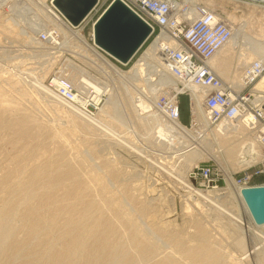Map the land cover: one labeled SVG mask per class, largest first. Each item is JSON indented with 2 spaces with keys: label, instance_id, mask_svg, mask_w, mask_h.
<instances>
[{
  "label": "rangeland",
  "instance_id": "rangeland-1",
  "mask_svg": "<svg viewBox=\"0 0 264 264\" xmlns=\"http://www.w3.org/2000/svg\"><path fill=\"white\" fill-rule=\"evenodd\" d=\"M16 1L19 0H8L0 9V189L2 190H0V195H2L0 196V207L3 197L6 196L3 187L7 186V183L11 185L15 178L17 180L28 178L34 166L46 162L52 170L60 166L65 170V166H70L73 169L72 173L79 176L80 185L86 186L87 189L84 188L83 190H87L92 197H96L99 201H108L111 206L113 203L112 210L109 213L120 215L122 218L120 223L124 224L119 231L125 230L126 234L130 233L127 234L128 236L136 232V237L142 239L139 241H145L144 245L148 246V252H154L156 257L163 259L166 257L165 260L168 261L173 258L174 264H202L199 259H196V263L191 261L194 260L195 254H190L192 257H189L190 255H187L186 250L203 241L207 247L217 250V254L222 259H226L228 264H264L263 241L261 242L257 238L250 240L248 237L247 240L250 242L247 246L252 251L246 253L243 252L244 247L237 245L238 239L245 233L234 222V219L224 215V206L226 208L233 207V203L227 200L228 197H226L227 201L225 198L223 200L224 206L219 207L220 204L204 198L203 193H208L209 190L201 191V195H197L189 188V175L195 165H190L192 167L187 166L184 159L187 158L186 154L190 149L197 148L187 145L191 144L189 140L193 135V130L188 125L190 122V105L187 104V96L183 95L181 97L183 107L181 122L190 128L187 127L191 133L180 130L178 134L184 136L179 141L182 144L175 145L179 150L172 146L171 150L173 151H170L167 148L168 145H163L161 141L157 142L154 139L152 130L147 131L137 124L138 120L134 115L135 110L131 97L141 93L146 98L147 96L154 97L157 94V89L146 92L147 90L144 87L148 88L149 84H143L144 82L140 79L128 78L127 75L118 74L110 68L108 69L111 73L109 72V75L106 76L98 66V62L100 65L101 61L92 55H87L83 50L79 51L80 42L71 37L70 41L63 44L67 36L51 22L44 23V25L53 26L59 30L60 46L57 49L52 45L45 47L42 43H36L37 41L29 43L26 41L28 39L25 36L23 38V35H18L15 31L9 30V34L3 23L5 16L10 15L11 6ZM100 1L97 9L93 11L87 23L80 30L89 42H91L90 31L93 28V22L97 20L110 3V0ZM195 1L223 13L234 25L235 30L243 26L244 33L247 36L264 44L263 2L256 0ZM46 2L50 3V0H46ZM192 2L187 1V3ZM36 22L39 21L36 20ZM35 31L32 33L33 35ZM150 42L151 39L143 45L127 65H115L124 74H128L139 56L147 50ZM225 46L229 48L230 41ZM241 48L239 52L243 54L246 50L245 46ZM39 51L44 53H38ZM157 58L159 59V57ZM239 58L234 53L228 56L226 60L219 61L212 57L210 64L221 65V70L224 69L227 72L225 75L216 73L230 83L227 77L230 75V77H237L246 65L257 59L253 58L248 64L242 65L239 63ZM57 75L67 76L77 86H82L85 82L89 83V81L101 86L109 84V88L112 90L109 93L114 92V102L117 107L115 112L117 115L120 114L119 116L122 117L123 121H126L123 124L113 123V119L108 114L100 113V108L109 97L107 92L101 99L97 110L89 104L87 107L89 112L85 111L87 115L93 118L98 117L104 123L105 128L103 127V130L101 127L96 126L90 128V126L76 122L70 115L66 116L67 113L65 114L64 110L61 109V105L56 103V100L50 97L51 95L49 96L44 87L50 78ZM155 77L156 74L153 75V78ZM259 79L260 77L252 84V89ZM34 81L40 82L42 85L40 84L37 87ZM156 87L158 88V85ZM233 87L237 90L243 88ZM128 90L134 93H130ZM260 90L264 92L263 88ZM260 90L257 89L256 91ZM65 105L69 106V104ZM114 107H111V113ZM139 114L144 116L145 113L143 114L140 111ZM8 120L18 122L16 128H8L3 124L6 121L9 122ZM24 126L30 127L28 132H17ZM106 126L115 131L119 138L117 135L114 138L109 133L111 130L107 129ZM210 136L212 135L210 134ZM213 140L211 137L209 140L205 139L200 142L199 149L203 152V156L199 157L198 162L213 160L217 162L224 173L226 171L237 172L242 169L239 166L245 164L243 163L244 160L235 163L230 162L229 164L227 158L213 157L217 155L215 150L218 148ZM174 149L178 151L175 152ZM59 164L60 166H58ZM182 180L186 184L188 182L189 186L187 187ZM256 181L263 182L264 177L263 179H256ZM227 188L228 186H224L223 190L216 192H219L220 195L225 194L227 190L230 191ZM55 191L59 196L64 192V189L58 187ZM12 216L16 219H10L12 226L10 223L7 224L8 226H6L9 227L7 230L12 231L10 227H14L15 224V242L16 244L20 242L8 256L4 253L2 256L1 251L0 261L2 264H40L34 260V256H38V252L42 250L44 244L39 246L38 243L32 242L30 248L27 249L29 246L26 247L25 242L31 241L32 237L31 234L24 235L22 232L27 228L24 225L26 220H23V216L18 213H14V215L12 213ZM132 218H134L133 221ZM256 225L253 223L254 228ZM200 228L202 230H199ZM258 232L262 234L264 227H259ZM10 234L9 237H11ZM9 237L3 235L4 240L9 239ZM201 237L203 238L200 239ZM137 238L136 240H138ZM17 239L19 240L17 241ZM229 256L233 262L230 261Z\"/></svg>",
  "mask_w": 264,
  "mask_h": 264
},
{
  "label": "bare ground",
  "instance_id": "bare-ground-1",
  "mask_svg": "<svg viewBox=\"0 0 264 264\" xmlns=\"http://www.w3.org/2000/svg\"><path fill=\"white\" fill-rule=\"evenodd\" d=\"M7 1L8 0L0 1V9L2 8V6H4L7 3ZM28 1L19 0L14 2V4L11 6L10 15L5 16L4 19L5 21L3 23L5 30H8V33L9 30L15 31L17 32L18 35L20 34L23 35V38L25 36V38L28 39L26 40L27 42L33 43V41L36 42L35 33L34 35L32 34L35 31V29L39 28L41 26V23L46 24L48 22H51L54 25H56L63 32L65 36H67L66 39L63 41V44L70 41L71 37L72 39H75L78 42H80L81 47L79 48L77 46V49L79 48L80 49L79 51L83 50L87 53V55L88 54L92 55L93 57H96V59L101 61L102 65L101 64L99 65L98 62V66L106 76L109 75L110 69H112L118 74L127 75L128 78L131 77L134 79H140V81L142 80L144 82L143 84L147 83V85L148 84L150 85L148 88L145 86L147 89L144 87V89L147 90L146 92L155 89H157L158 92L161 86L165 85L167 82L175 85L176 81L174 77L170 75L166 70L162 62V59L159 53L157 52V47L155 42L151 43L147 48V50H145L144 53L141 56H139L137 61L132 66L131 71L128 74L126 73L124 74L123 71H121V69L115 65L116 63L110 60L103 51H101L97 46H95L93 42H89L87 37H85L80 31L81 27L71 28L67 26V24L62 20L60 15L54 11L51 3L52 0H50L51 4L46 2V0H28ZM187 1L192 2L193 0L180 1L179 5L180 6L183 5L184 3H187ZM191 13L192 10L189 12V14ZM36 20H38L39 22H36ZM36 43H40V42L37 41ZM243 46H245L246 50L242 54L239 51L240 49H242L241 47ZM38 53H44V52L39 51ZM233 53L237 55L238 58L242 57L239 58L240 60L239 63L242 65L248 64L250 60L253 58H257L256 60L264 62V44H262V42L257 41L256 39L247 36L244 33L243 26H240L237 30H235L230 40V47L226 48V46L224 45L212 57L216 58L219 61L226 60L227 57ZM155 54L157 55V57H159V59L156 57ZM210 65L212 69L217 73L220 74L222 73L225 75V73L227 72L224 69L221 70V65L217 66L216 64L213 63H211ZM154 74H156L157 78L156 77L153 78ZM230 76L227 77V79L230 83H232V84L229 83L231 86L233 85L237 88H242L245 86L242 74H239L237 77H230ZM151 79L152 80L157 79V80L153 81L154 83L150 84L149 82H151ZM34 82L36 84L35 86L37 87H39L41 84L40 82L38 83L37 81ZM156 85H158V88L156 87ZM77 88L82 92H85V90H88V88H93L95 93L99 94L98 99H102L103 94H106V92L108 94L109 91L111 90V88H109V84H105L101 86L97 83H92L90 81L89 83L85 82L84 85L82 86H77ZM262 88L264 89V74L261 75L259 81L256 83V85H254L253 89L260 90ZM191 89L192 92H195L196 95L194 106L200 113L202 112V101H201L202 94L197 93L198 91L195 88H191ZM128 91L130 93H134L131 90ZM155 97L156 96L154 97L147 96L146 98L142 93L131 97L133 99L132 104L135 110L134 115L136 120H138L137 124L142 126L147 131L152 130L151 132H153L154 134V139H156L157 142L161 141L163 145L164 144L168 145L167 148L170 149V151H173L171 150L172 146L181 143L179 141L181 137H184L178 134L179 131L180 130L186 131V133L189 134L191 132L188 131V128L184 126L183 123L169 122L166 119H164L157 111H155L152 108V102L154 101ZM114 100H115L114 92H112L111 94L109 93V97L107 98L103 106L100 108L101 109L100 113L108 114L110 118L113 119L112 121L113 123L119 122L123 124L126 120L123 121L122 117L119 116L120 114L117 115V113L115 112L117 107ZM187 101H188V96H187ZM56 103L61 105L62 107L61 109L64 110L65 114L67 113L66 116L70 115L73 119L76 120V122L78 121L82 124H85L86 126H90V128L95 126L98 128L101 127V129L103 130L104 123L101 122V120L98 117L93 118L87 115L85 111H83V109H81L79 106L77 105L75 106V104H69L68 106L58 101H56ZM82 104L85 105V103ZM187 104L188 106L190 105L189 101L187 102ZM113 106L115 107L113 109V112L111 113V107ZM140 111L143 114L145 113L144 116H141L139 114ZM81 116L84 118H82ZM2 122L3 121L1 120V123ZM3 124L5 126H8V128L13 129L16 128L18 122L11 120L9 122L6 121V123L4 122ZM232 126L233 127L231 132L233 133L231 134V132L228 131L229 133L228 135L227 134L222 135L220 133V131L228 130L229 128V125H226L225 121H222L213 130H209L210 131L209 133L212 135L210 136V138L212 137L214 139L213 141L216 143V146L218 147L217 150H215L217 155L214 156L212 155V156L217 158L218 157L221 158L223 157L225 159L227 158L229 164L230 162L235 163V162L243 161L242 159H239V157H241L240 144L243 141L242 140L243 138H241L242 134L246 133L244 132L245 129L242 127V125L236 126V124H234ZM29 128L28 126H24L22 129H20L17 132L25 133L29 131ZM106 128L111 130V132L109 133L114 138L118 136V134L115 131H113L111 128H109L108 126H106ZM120 140L122 139L120 138ZM174 148H176V146ZM176 149H174L175 152L179 150ZM201 156H203V152L200 151V149L199 150L190 149L186 154L187 158L184 159L185 164L187 166H190L192 164L197 165L198 159L199 157L201 158ZM48 165L49 164L46 162L44 164H38L34 166L28 178H24L23 180L22 179L17 180L15 178L16 180L14 179L13 183L12 184L10 183L11 185H9L6 181H4L5 183H7L6 184L7 186L4 185L6 188L3 187L5 189V191L4 190L3 191L4 193L6 192V196L3 197L2 205L0 207V252L2 251L1 253L2 256L3 253L6 256H8L9 253L13 252L16 249L15 246L18 245V243L20 242V241L17 242V244L15 242L16 241L15 240L16 231L14 233V229H15L14 227H16L15 224L14 227H10L12 231H10L9 229L7 230V228H9L7 227L8 226L7 224L10 223L11 221L10 219L13 217L12 213L13 215L14 213H18L23 216V220L24 219L26 220V223H24V225L27 226V228L22 232L24 233V235L31 234L32 237L30 239L31 241L25 242L26 243L25 246L26 247L29 246L27 247V249L30 248V244L32 242L38 243L39 246L40 244L41 246L44 244L42 250L41 251L38 250L40 251L38 252V256H34L35 257L34 260L40 264H174L175 263L172 261L173 258L171 257H170L171 259H169L170 261H168L165 260L166 258L165 256H164L165 258L163 259L156 257L154 255V252L152 251L151 253H149L150 251L148 252L149 250L148 246L146 247L144 245L145 241L143 240L144 242H140L142 239L136 237L135 234L136 232L135 233L133 232L134 234L128 236L127 234L130 233L126 234L124 232L125 230L119 231L121 230V228H123L124 224L122 225L120 223L122 218L119 214L118 215L120 217L117 216V214L114 215L109 213L112 210L113 203L111 206L110 202L108 201L105 200L99 201V199H97L96 197H92L87 190H83L84 188H86V186L80 185L79 176H77V174L74 175V173H72L73 172L72 167L65 166L67 169L64 167L65 168L64 170L62 169L63 167H61L59 164L58 166H60L61 168L58 167L55 168L56 170L55 169L52 170L50 168V165L49 166ZM183 180L182 182L185 183V185H187L188 187L189 186L188 182L186 184V182H184ZM58 187H62L64 189V192H62L61 195L59 196H57L58 194L55 191L56 188ZM227 189L230 190L229 192L228 190L226 191L227 194L225 192V194L220 195L219 192H216L215 190H209L210 193L209 192L203 193V196L205 199L220 204L219 207L224 206L223 200L224 198L226 200V197H228L227 200L233 203L232 205L233 207L230 206L226 208L224 206L223 208V210L225 211L224 215L230 217V219H234L235 220L234 222L238 224L239 227L242 228V230L245 233L242 237L238 239L237 245H239L240 247H244V251H243L244 253L251 252L252 250L247 246L248 242H250L247 240V238L249 237L250 240L252 238H257L258 240H261V242L262 241L264 242L263 240L264 232L262 234L258 232L259 227H264V223L258 224L255 222L240 189L235 188L230 182L228 183ZM199 194L201 195V191L199 192ZM133 220L134 218H132V221ZM253 223L257 224L255 228L253 227ZM11 224L12 222L10 223V225ZM238 225L236 226L238 227ZM199 230L202 229L200 228ZM9 233H11L10 234L11 237L8 236ZM3 235H7L9 239L4 240ZM122 235L124 236L122 237ZM136 238L138 240H136ZM202 238L203 237H201L200 239ZM200 239L199 241H201ZM18 240L19 239H17V241ZM186 251H187L186 253H188L187 255L195 254L194 260H191L195 263H196V259H199V261L202 262V264H228L226 259L225 260L224 258L222 259V257L217 254L218 252L217 250H213L212 248L207 247L203 241L199 242L196 246H191V248ZM144 253H146V255H144ZM189 257L192 256L190 255ZM231 260L232 259H230V261ZM0 264H2L1 261Z\"/></svg>",
  "mask_w": 264,
  "mask_h": 264
},
{
  "label": "built area",
  "instance_id": "built-area-1",
  "mask_svg": "<svg viewBox=\"0 0 264 264\" xmlns=\"http://www.w3.org/2000/svg\"><path fill=\"white\" fill-rule=\"evenodd\" d=\"M123 1L151 26L152 31L147 41L151 39L150 44L155 42L166 70L176 81L175 85L167 82L161 86L152 102V108L167 121L182 123L181 96L187 95L191 106L188 125L193 130L189 140L192 148L199 149L202 140L210 139L209 130L216 128L222 121L229 125L228 130L220 131L222 135H228L234 124L242 125L245 129L246 133L242 134L243 141L240 144L241 158L239 157L245 161L244 165L239 166L242 169L224 173L217 162L200 161L193 166L189 175L191 191L197 195L200 191H220L224 186L227 187L229 182L241 191L246 187L264 185V181H256L264 177V92L252 89V84L264 73V62L254 60L242 69L245 86L237 90L210 65L212 56L226 45L234 34V25L223 13L196 1L181 6L179 2L183 0ZM100 2L98 0L97 5L77 27L53 4L52 7L67 26L78 28L87 23ZM191 10L192 13L189 14ZM35 34V40L45 47L52 45L57 49L60 46V32L53 26L42 24ZM90 34L91 42L97 46L94 43L93 28ZM98 48L116 64L125 65ZM44 87L49 96L58 102L75 104L87 113L89 104L95 110L99 108L101 99H98L99 94H96L93 88L82 92L78 90L77 84L65 75L50 78ZM191 88L202 94L200 113L194 106L196 95Z\"/></svg>",
  "mask_w": 264,
  "mask_h": 264
},
{
  "label": "water",
  "instance_id": "water-1",
  "mask_svg": "<svg viewBox=\"0 0 264 264\" xmlns=\"http://www.w3.org/2000/svg\"><path fill=\"white\" fill-rule=\"evenodd\" d=\"M263 2L264 0H256ZM98 0H52V4L75 27L97 5ZM151 26L123 0H112L93 24L94 43L122 64H128L151 34ZM252 217L264 223V185L242 189Z\"/></svg>",
  "mask_w": 264,
  "mask_h": 264
}]
</instances>
